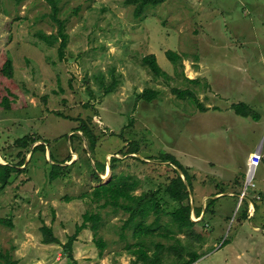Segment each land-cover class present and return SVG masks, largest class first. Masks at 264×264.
<instances>
[{"label":"rangeland","instance_id":"obj_1","mask_svg":"<svg viewBox=\"0 0 264 264\" xmlns=\"http://www.w3.org/2000/svg\"><path fill=\"white\" fill-rule=\"evenodd\" d=\"M56 1L68 34L62 59L58 43L47 45L35 35L57 31L47 0H0V69L7 57L13 65L11 79L0 72V162L26 157L23 173L0 188V217L12 223L0 224V263L8 253L17 264H72L62 244L85 212H98L105 248L99 250L86 228L73 244V257L83 264H130L135 257L126 246L137 239L133 226L121 229L128 213L91 200L98 182L93 168L104 163L101 183L115 173L130 174L139 180L135 194L157 191L169 211L177 204L163 189L175 166L162 155L170 154L187 171L190 204L203 214H190L193 236L177 232L168 215L161 214L160 222L202 254L194 263L264 264V0H165L144 7L140 16L138 4L126 0ZM150 54L167 75L154 76L144 65ZM172 88L189 90L205 110ZM145 89L157 97L138 100ZM4 97L9 108L1 105ZM238 102L257 110L260 119L235 114ZM80 120L95 136L93 150L74 131ZM26 135L46 140V152L31 158L42 140L27 152L16 144ZM133 142L136 153H125ZM68 156L73 163L49 179L45 160L62 165ZM113 157L118 161L112 169ZM153 218L151 213L147 221ZM43 225L59 244L42 242ZM179 260L173 252L163 254V264Z\"/></svg>","mask_w":264,"mask_h":264},{"label":"trees","instance_id":"obj_2","mask_svg":"<svg viewBox=\"0 0 264 264\" xmlns=\"http://www.w3.org/2000/svg\"><path fill=\"white\" fill-rule=\"evenodd\" d=\"M165 0H126L127 3H136L138 4L135 15L140 16L144 7L146 6H155ZM51 5V18L57 25L56 33L46 34L42 31H38L35 35L45 42L47 45H55L58 43V57L62 59L64 56V49L68 40V34L65 31V21L58 17L59 8L57 6L56 0H47ZM170 60L174 63L178 61V57L175 54L168 53ZM142 62L146 65L154 76H165L167 75L162 68L157 64L154 54L147 55L142 58ZM0 72L2 75L11 79L13 77V65L11 58H5ZM114 85L105 88V92L109 93ZM172 92L178 97H184L186 95L190 96L192 102L196 103L200 110L204 111L202 104L197 102L194 94L189 90H181L177 88H172ZM158 92L151 89H145L137 95V99H143L145 101H151L153 98L157 97ZM9 100L7 97H4L1 101V105L5 108H9ZM232 108L235 114L241 117H249L254 121L260 119L259 112L253 107L249 106L247 103L238 102L232 105ZM74 131H81L83 136L89 141V149L93 150L95 145V136L84 120H80L79 125L74 129ZM72 134L71 136H74ZM42 140L39 136H23L16 140V144L19 147L29 150V147L35 142ZM46 140H42V143H38L33 146L30 151L31 158L34 153L41 152L44 154L46 152V145L44 144ZM131 147L125 153H136L138 147L136 143H131ZM21 156L20 160L16 163H1L0 162V188H4L12 183L14 174L23 173L21 166L25 162V154H19ZM50 157L53 161H57L54 156V153L50 151ZM134 157V156H132ZM2 158V157H1ZM163 160L169 161L174 168V176L170 178L169 182L165 184L163 191L168 195V197L175 202L177 205L169 211H164L160 204V201L157 198V191L150 192H141L140 194H135L134 190L139 184V180L130 174H112L110 180L106 183H101V180L98 176V173L104 171V163L96 162L95 168H93V175L97 179V185L92 188L90 193V198L93 202L99 204L100 208L112 207L113 209H120L125 213H128V217L122 225L121 229L124 231L130 226H133V237L137 241L132 244V246L127 245L126 249L130 250V253L135 257L130 264H163V254L165 252L175 253L179 261L172 264H192L198 260L202 254L197 253L196 251L189 250L181 241V239L176 238L173 234V230H170L167 225H163L160 222L161 214L168 215L170 217V222L176 228L177 232L186 233L188 236H193V228L195 226V221L191 220L190 214L193 212L196 216H199L202 212L201 207H192L189 200V189L191 188V182L189 180V175L185 168L170 154H163ZM70 156L64 159L69 161ZM138 159V158H136ZM49 160H45L49 166V179L55 180L63 174V171L67 169V165L53 164L49 163ZM118 161V158H111L110 168H115V162ZM261 161V160H260ZM60 162V161H59ZM63 162V161H61ZM181 174L184 175L186 183L181 177ZM215 201L214 198L209 200V203L205 206V211L207 207ZM243 201V199H242ZM244 208L242 210V219L247 218V202L243 203ZM154 214V218L148 222L147 218L150 214ZM205 213V212H204ZM204 217V216H203ZM200 219V221L203 219ZM99 213L85 212L83 214V220L80 224L75 226L74 232L67 237V241L62 244L63 250L67 254L68 258L71 260L72 264H83L79 263L72 255V248L74 242L77 240L78 235L83 229L90 228L93 231V242L102 251L105 248L104 240L98 236L97 231L100 223ZM90 223V225H88ZM0 224L11 227L12 223L9 219L0 217ZM42 231V242L44 244H59L60 240L54 236L52 228L48 225L41 226ZM123 236V234H121ZM155 236H161L163 238L174 240L173 244L169 246L165 245L161 241H154L152 238ZM194 237L200 238L198 233L194 234ZM148 240V241H146ZM133 247V248H132ZM187 254L189 258L184 259L183 255ZM4 263L0 264H17L15 261L9 260V254L6 253L4 256Z\"/></svg>","mask_w":264,"mask_h":264},{"label":"water","instance_id":"obj_3","mask_svg":"<svg viewBox=\"0 0 264 264\" xmlns=\"http://www.w3.org/2000/svg\"><path fill=\"white\" fill-rule=\"evenodd\" d=\"M39 143H42V141H39ZM44 144H45V142H44ZM66 164H68V162L66 161V162H64L62 165H66ZM181 177H182V179L184 180V182L186 183V181H185V178H184V176H183V174L181 175ZM248 180H249V178H246V181L248 182ZM247 182H246V184H247ZM202 214H203V211H202ZM199 219H201V218H199Z\"/></svg>","mask_w":264,"mask_h":264},{"label":"built area","instance_id":"obj_4","mask_svg":"<svg viewBox=\"0 0 264 264\" xmlns=\"http://www.w3.org/2000/svg\"><path fill=\"white\" fill-rule=\"evenodd\" d=\"M254 154H255V152H254V153H251V154L249 155V157H248V160L251 159V158L254 156ZM260 159H261V156H260V158H259V161H260ZM259 161H258V163H259ZM247 164L249 165V161H247Z\"/></svg>","mask_w":264,"mask_h":264},{"label":"crops","instance_id":"obj_5","mask_svg":"<svg viewBox=\"0 0 264 264\" xmlns=\"http://www.w3.org/2000/svg\"><path fill=\"white\" fill-rule=\"evenodd\" d=\"M236 193H237V192H236ZM219 195H221V194H218L216 197H218ZM257 228H258V226H252L253 231H256ZM194 264H196V263H194Z\"/></svg>","mask_w":264,"mask_h":264}]
</instances>
